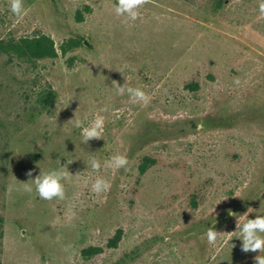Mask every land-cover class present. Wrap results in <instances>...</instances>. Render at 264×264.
Listing matches in <instances>:
<instances>
[{
    "label": "rangeland",
    "instance_id": "374dc122",
    "mask_svg": "<svg viewBox=\"0 0 264 264\" xmlns=\"http://www.w3.org/2000/svg\"><path fill=\"white\" fill-rule=\"evenodd\" d=\"M213 2L151 0L125 23L116 0H24L20 18L0 0V264H255L264 255L244 253L238 239L247 218L264 216V16L260 0ZM41 34L54 57L4 48ZM113 80L150 103L117 95ZM97 114L103 139L81 143L70 120L87 126ZM114 155L128 166L108 167ZM62 165L63 200L24 191ZM97 178L108 192L92 191ZM213 225L221 234L209 244ZM90 245L102 251L84 258Z\"/></svg>",
    "mask_w": 264,
    "mask_h": 264
},
{
    "label": "clouds",
    "instance_id": "9594fccd",
    "mask_svg": "<svg viewBox=\"0 0 264 264\" xmlns=\"http://www.w3.org/2000/svg\"><path fill=\"white\" fill-rule=\"evenodd\" d=\"M151 0H116L114 5L115 14L118 17H123L125 23L135 22L141 19V9L148 5ZM10 11L13 15L20 18L25 13L24 0H9ZM259 12L261 16H264V0H260ZM235 83L239 84V80L236 79ZM112 87L115 89L117 95H128L133 104L147 106L151 97L140 87H131L127 84L119 85L116 81H112ZM101 112L107 111V108L100 110ZM75 128L82 129V141L81 143L87 144L92 139H103V130L106 123V119L103 115L97 114L90 124L85 126L84 121L81 119L73 118L70 120ZM72 163V162H71ZM128 159L125 155H114L108 161L107 166L120 170L128 166ZM91 168L94 172H99L101 169V163L93 158L90 161ZM29 177L32 176V172L27 173ZM67 168L63 165L57 169L52 170L46 174H39L32 181L31 184L24 183V191L31 193L33 191V185L38 196L43 200H53L65 198V187L62 183L69 176ZM87 184V181L85 182ZM111 184L103 179L97 178L92 184V191L96 194L106 193L110 190ZM253 211L252 208H248V213ZM229 215L235 216L236 214L229 211ZM240 238L241 250L244 253L258 252L264 253V216H256L254 219H246V222L240 226ZM221 233L215 230L214 225L207 230V241L209 244H215ZM234 247V245H232ZM255 264H264V255H257L254 257Z\"/></svg>",
    "mask_w": 264,
    "mask_h": 264
},
{
    "label": "trees",
    "instance_id": "16d2710c",
    "mask_svg": "<svg viewBox=\"0 0 264 264\" xmlns=\"http://www.w3.org/2000/svg\"><path fill=\"white\" fill-rule=\"evenodd\" d=\"M225 0H214L213 6L218 9ZM7 51L15 54L18 57H23L27 59L42 58V57H54L56 55V49L54 47L53 40L50 36L41 34L35 37H23L19 40L9 41L5 47ZM190 88H195V83H190L188 85ZM53 98L51 91H45L41 93L38 102L45 105ZM148 157H145V162L149 161ZM145 163L140 165V171H143ZM122 228L118 227L113 235L108 238L106 242L107 247H114L121 238ZM102 251V247L98 245H90L82 249L81 254L84 258H90L99 254Z\"/></svg>",
    "mask_w": 264,
    "mask_h": 264
}]
</instances>
